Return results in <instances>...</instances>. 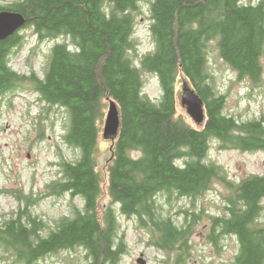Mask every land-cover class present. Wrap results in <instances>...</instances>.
<instances>
[{
	"label": "trees",
	"instance_id": "obj_1",
	"mask_svg": "<svg viewBox=\"0 0 264 264\" xmlns=\"http://www.w3.org/2000/svg\"><path fill=\"white\" fill-rule=\"evenodd\" d=\"M143 0H16L6 9L22 14L38 39L65 35L55 43L42 74H20L10 66V55L23 45L20 29L0 40V96L29 83L49 104L65 108L68 125L64 139L77 148L79 158L60 162L62 177L49 184L50 193L79 197L46 234L43 220L31 214L32 196L19 195L24 208L0 222V246L16 261L33 264L39 258L80 247L88 264H117L125 252L117 238L116 210L136 215L152 233L151 243L176 252V263L187 264L190 225H176L157 212L162 192L195 197L214 181L228 188L224 214L211 216L208 239L234 235L238 251L232 264L264 263V227L259 222L264 200V174L230 181L224 168L207 161L212 139L220 148L264 150V116L239 120L224 113L225 96L216 91L208 71V42L238 78L256 84L264 54V0H150L149 31L153 49L136 65L134 12ZM154 74L161 95L157 101L143 92L142 72ZM186 81L202 99L205 119L196 126L176 109V84ZM109 100L119 110L118 132L109 148L103 173L95 155ZM133 153H137L133 155ZM178 161H182L179 163ZM105 174V176H104ZM104 176V177H103ZM105 192L109 204L101 205ZM194 215V214H193Z\"/></svg>",
	"mask_w": 264,
	"mask_h": 264
},
{
	"label": "rangeland",
	"instance_id": "obj_2",
	"mask_svg": "<svg viewBox=\"0 0 264 264\" xmlns=\"http://www.w3.org/2000/svg\"><path fill=\"white\" fill-rule=\"evenodd\" d=\"M13 1L16 0H0V4L6 5ZM149 1H140L134 12V49L130 55L136 65H139V58L154 47L149 31ZM257 1L241 0L245 4ZM20 33L24 37L23 45L18 51H12L9 61L13 70L20 74L34 72L40 76L55 43L65 42L72 47L70 38L65 35L39 40L30 27L21 28ZM206 58L211 82L216 91L225 96L224 113L242 121L264 116V54L261 58L262 75L256 84L247 78H238L219 56L213 40L208 42ZM142 80L143 92L157 101L161 95L157 77L144 71ZM29 86L25 82L24 87L0 96V222L15 217L24 208V199L19 195H39L40 199L29 206L28 211L31 208V214L43 220L45 226L41 233L46 234L54 226L55 220L62 215H70L74 206L82 207L81 199L68 192L44 191L49 189L50 182L62 177L60 162H74L80 152L64 139L68 125L65 108L59 105L47 107ZM176 89L178 113L196 125L180 103V81ZM110 145L111 140L103 138L101 130L95 155L101 173L108 163ZM207 161L221 165L230 181H238L249 174H264V150L223 149L216 139L211 140ZM228 191L226 185L214 181L211 188L199 196H178L175 192H162L156 196L159 215L169 216L176 225H190L191 232L187 239L190 256L186 259L187 264H232L238 251L237 238L229 234L219 236L216 243L208 239L211 232L210 217L224 214V196ZM100 204H109L105 192L102 193ZM262 205L259 222L264 227V200ZM113 207L118 222L117 238L122 239L125 248L117 264H140L138 259L144 260V264H177L174 250H164L151 243L152 233L147 224H141L136 215L122 214L116 204ZM84 256L85 252L80 247L64 249L39 258L33 264H88ZM0 264L22 263L16 261L14 253L3 252L0 246Z\"/></svg>",
	"mask_w": 264,
	"mask_h": 264
},
{
	"label": "water",
	"instance_id": "obj_3",
	"mask_svg": "<svg viewBox=\"0 0 264 264\" xmlns=\"http://www.w3.org/2000/svg\"><path fill=\"white\" fill-rule=\"evenodd\" d=\"M24 23L25 18L22 14L6 9L0 10V40L18 31ZM180 103L196 125L203 123L205 119L203 101L186 81L181 84ZM118 128L119 110L117 104L113 100H109L103 119L102 137L113 141ZM138 262L145 263L142 259H138Z\"/></svg>",
	"mask_w": 264,
	"mask_h": 264
},
{
	"label": "flooded vegetation",
	"instance_id": "obj_4",
	"mask_svg": "<svg viewBox=\"0 0 264 264\" xmlns=\"http://www.w3.org/2000/svg\"><path fill=\"white\" fill-rule=\"evenodd\" d=\"M30 73H31V72H30ZM25 75H27V74H25ZM28 75H29V74H28ZM38 97H39V95H38ZM42 103L45 104L47 107H48V105H55V106H57L56 104H49V103H46V102H44V101H42ZM47 107H46V110L48 109ZM60 107H61V106H60ZM62 108H63V107H62ZM53 181H54V180H53ZM53 181H52V182H53ZM50 184H51V182H50ZM48 186H49V184H48ZM44 191L47 193L48 189H45ZM22 195H23V194H22ZM26 196H29V195H26ZM33 198L36 200L35 203H37V201L40 199V196H39V195H36V196H33ZM35 203H34V204H35ZM22 209H23V208H22ZM18 212H19V211H18ZM18 212H17V213H18ZM17 213L15 214V216L17 215Z\"/></svg>",
	"mask_w": 264,
	"mask_h": 264
}]
</instances>
